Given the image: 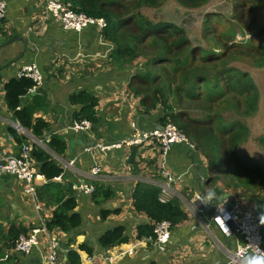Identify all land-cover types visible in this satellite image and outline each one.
I'll list each match as a JSON object with an SVG mask.
<instances>
[{
  "label": "trees",
  "instance_id": "16d2710c",
  "mask_svg": "<svg viewBox=\"0 0 264 264\" xmlns=\"http://www.w3.org/2000/svg\"><path fill=\"white\" fill-rule=\"evenodd\" d=\"M60 1L72 11L106 20L101 35L110 46L107 62L117 71L129 72L128 90L138 100L139 111L147 116L159 112L160 127L175 125L194 146L195 153L205 158L209 180L220 182L233 197L251 205L264 233V168L252 157L237 152L250 135L243 117L252 115L260 99L251 69L264 68V0ZM221 3L223 5L219 6ZM171 4L182 14L206 11L200 28L202 44H195V37L166 13ZM212 6L214 8L206 9ZM227 6L229 11L223 13ZM229 22L237 33L250 34V38L242 44L236 43L233 35L222 30ZM235 62H240L242 67L235 66ZM34 86L29 77H13L5 84V100L14 120L26 132L42 140L45 147L32 142L25 133L13 128L9 131L20 148L31 144L32 160L46 180L37 187V194L43 207L52 208L51 216L45 214L47 228L69 234L83 224L82 215L76 211L78 201L71 184L64 187L56 181L64 177L65 169L55 156L63 157L69 142L63 135L51 132L49 122L36 117L50 105L41 88L37 95L29 98ZM69 102L78 107L71 123L87 120L97 132L101 126L99 97L90 90H83L71 94ZM259 142L263 149L264 134L259 136ZM131 164L138 169L137 162ZM95 185L91 198L97 205L113 198L112 191ZM160 198L158 186L137 184L133 206L137 213L145 214L150 220L137 227V239H154L156 223L168 221L174 230L188 219L178 197L165 203ZM119 213L118 209L102 210L100 215L105 220ZM28 231L12 224L5 233L0 226V239L4 242L0 258L10 257L8 253L14 251L19 236ZM129 240L126 228L118 225L99 237V245L109 249ZM72 245H75L72 238L64 244L66 264H82L79 251L90 256L95 252L88 243L79 245L78 250L72 249Z\"/></svg>",
  "mask_w": 264,
  "mask_h": 264
},
{
  "label": "crops",
  "instance_id": "0c3cea01",
  "mask_svg": "<svg viewBox=\"0 0 264 264\" xmlns=\"http://www.w3.org/2000/svg\"><path fill=\"white\" fill-rule=\"evenodd\" d=\"M4 1L8 7L5 19L0 22V155L17 156L21 150L9 131V128L17 130L18 122L7 106L5 84L17 77L24 66L36 64L43 73L41 89L50 105L36 117L45 119L51 132L68 140V151L60 159L75 160L74 166L65 170L64 177L57 181L64 187L71 184L78 201L77 212L99 209L95 220L88 215L91 223L86 227L81 225L69 234L54 231L60 239L59 264H66L64 244L70 238L75 243L72 249L78 250L82 243L94 248L92 256L79 251L82 264H229L238 238L227 239L222 235L212 223V211L228 196L238 198L223 189L220 182L209 180L205 158L186 144L173 146L165 158L160 145L154 142L133 150L126 146L111 151L95 147L97 144L126 142L136 128L147 131L159 126V112L143 115L138 109V100L130 95L129 72L117 71L108 64L110 46L102 38L101 30L96 26L80 34L65 30L46 12L47 0ZM83 90H90L99 97L101 126L97 132L71 134L68 126L78 107L70 104L69 96ZM133 161L138 163V169L131 164ZM95 166L101 169L96 184L113 193V198L99 205L91 195L73 188L88 183ZM167 174L175 179V195L188 219L173 230L171 243L161 252L149 239H137V227L150 220L135 211L133 193L138 183L166 182ZM198 197L203 199L198 200ZM43 208L44 216H51L52 208ZM116 209L119 214L101 219L102 210ZM110 222L126 228L130 237L128 243L109 249L100 247L99 237L109 229ZM12 224L31 231L40 227V219L24 192V184L11 175H4L0 176V226L6 233ZM3 243L0 239V247ZM8 255L12 259L5 255L0 258V264H48V241L41 233L40 244L31 255L22 256L16 251H10Z\"/></svg>",
  "mask_w": 264,
  "mask_h": 264
},
{
  "label": "built area",
  "instance_id": "2783aa9c",
  "mask_svg": "<svg viewBox=\"0 0 264 264\" xmlns=\"http://www.w3.org/2000/svg\"><path fill=\"white\" fill-rule=\"evenodd\" d=\"M8 4L4 0H0V21L4 20L7 13ZM46 12L53 17L65 30L72 31L76 34L82 33L91 26L98 27L101 31L106 27L107 22L104 18H91L84 13L75 12L68 9L60 0H47ZM26 76L31 78L35 86L33 91H38L44 84V76L41 69L36 65L24 66L17 77ZM19 132L28 134L30 140L41 147H45L42 140L35 138L31 133L26 132L19 124L16 125ZM92 131V124L87 121L74 120L68 126V132L71 134L88 133ZM33 137L36 139L34 140ZM148 142H156L160 145L163 158L168 157L173 146L186 144L194 149L185 135L179 132L178 128L173 124L164 127H155L147 131H140L137 128L133 136L126 142H116L108 145L97 144L95 147L102 151H111L122 149L123 147H132L143 145ZM92 147L91 149L95 148ZM55 159L67 170L74 166L75 160L67 162L62 161L60 157ZM101 169L97 166L91 169L90 181L81 183L73 187L85 194L91 195L95 191L96 177ZM11 175L24 184V192L30 198L34 212L40 219V227L34 228L27 234H22L16 241L14 251L22 256H29L40 244V234L43 233L48 241V264H59L58 251L60 239L54 231H50L46 226V218L43 215L44 208L39 201L37 187L39 182H45L35 166L31 156V144L24 145L17 156L3 154L0 155V176ZM62 177L56 179L60 180ZM166 182L162 184H153L161 189L160 200L165 203L175 195V179L170 174L166 176ZM58 182V181H57ZM178 197V195H177ZM203 197H198L202 200ZM212 223L227 239L238 238L236 250L230 254L229 264H246L249 258L264 256L263 248V226L257 215L254 213L253 207L247 203H243L238 199L228 196L217 208L212 211ZM173 228L168 221L156 223L154 226V239L149 241L164 252L171 243ZM132 254V251L129 253ZM111 261V259H110Z\"/></svg>",
  "mask_w": 264,
  "mask_h": 264
},
{
  "label": "rangeland",
  "instance_id": "374dc122",
  "mask_svg": "<svg viewBox=\"0 0 264 264\" xmlns=\"http://www.w3.org/2000/svg\"><path fill=\"white\" fill-rule=\"evenodd\" d=\"M222 5L223 4L221 3L219 6H222ZM214 6L208 7L206 9L208 10L210 8L212 9L214 8ZM229 9H230L229 6L223 8V11H224L223 13L229 11ZM214 10L216 11V9ZM205 12L206 11L198 10V11H194V12L186 13V14L183 12L182 14L178 12V9L176 8L174 4H171L166 13L172 17L173 21H177L178 23H181L184 26V28L188 30L189 34H191L193 38L195 37V44L197 43L202 44V39H199V38L201 35V31H200L201 23L204 19L203 17L205 15ZM222 30L225 33L233 35L234 41L236 43L239 42L240 44H242V42H245L250 38V34L242 35L239 32L237 33L236 27L234 25L232 26V22H229L228 24L224 25L222 27ZM203 46L207 47V45L205 44H203ZM210 46H212V44H210ZM240 64H241L240 62L234 63L235 66H238L239 68H241L242 66L240 67ZM251 71L253 73L252 75L255 79V83L257 85V88L260 94V99H259L258 107L256 110H254L252 115L246 118L243 117L244 120H246L247 122V127L250 128V135H249L248 141L243 143L237 149V152H239L243 156L252 157L254 162L259 163L264 168V155L262 154V150L264 148L263 149L261 148L262 145L259 142V136L264 134V68L261 70L252 68ZM221 108H222L221 110H224L223 107ZM233 111L236 112V109H233ZM33 139L36 140L34 137ZM33 211H34V208H33ZM89 214L92 216L93 220H95L96 215L97 214L99 215V209H95L94 212L92 210H90L87 213H84L83 211L81 212L82 219H83V224H82L83 227H86L87 224L91 223V219H88ZM116 224L117 223L110 222L109 229L113 228L114 226H117ZM88 228L89 230H91L92 224H90ZM4 264H9V263H4Z\"/></svg>",
  "mask_w": 264,
  "mask_h": 264
},
{
  "label": "clouds",
  "instance_id": "9594fccd",
  "mask_svg": "<svg viewBox=\"0 0 264 264\" xmlns=\"http://www.w3.org/2000/svg\"><path fill=\"white\" fill-rule=\"evenodd\" d=\"M249 264H264V256H257V257L249 258Z\"/></svg>",
  "mask_w": 264,
  "mask_h": 264
},
{
  "label": "water",
  "instance_id": "95a60500",
  "mask_svg": "<svg viewBox=\"0 0 264 264\" xmlns=\"http://www.w3.org/2000/svg\"><path fill=\"white\" fill-rule=\"evenodd\" d=\"M37 94H38V92H37V91H33V92H31V94H30L29 98H31V97H33V96H35V95H37Z\"/></svg>",
  "mask_w": 264,
  "mask_h": 264
}]
</instances>
